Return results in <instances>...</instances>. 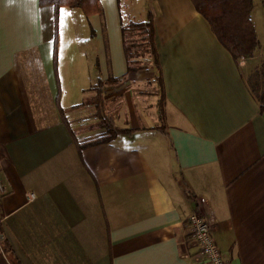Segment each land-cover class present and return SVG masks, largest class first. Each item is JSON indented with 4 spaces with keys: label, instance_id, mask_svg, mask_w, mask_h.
Returning <instances> with one entry per match:
<instances>
[{
    "label": "crops",
    "instance_id": "crops-1",
    "mask_svg": "<svg viewBox=\"0 0 264 264\" xmlns=\"http://www.w3.org/2000/svg\"><path fill=\"white\" fill-rule=\"evenodd\" d=\"M98 3L55 22L53 5L0 0V264H206L186 229L193 198L230 264H264V107L244 72L264 62V0L238 62L191 0ZM148 12L154 115L141 100L153 74L127 73L121 32ZM98 81L108 117L134 131L79 149L108 137L93 113L79 122Z\"/></svg>",
    "mask_w": 264,
    "mask_h": 264
},
{
    "label": "trees",
    "instance_id": "trees-1",
    "mask_svg": "<svg viewBox=\"0 0 264 264\" xmlns=\"http://www.w3.org/2000/svg\"><path fill=\"white\" fill-rule=\"evenodd\" d=\"M191 2L195 10L209 23L212 32L235 62L243 58L253 57L257 47V39L250 17L252 0H191ZM39 3L41 5H53L55 22L61 7L78 8L86 17L100 12L98 0H39ZM121 32L127 73L154 70L156 72L155 80L158 81L162 93V81L154 44L153 15L148 12L146 20L122 25ZM148 56L150 60H141ZM259 79H264V62L251 74L247 81L250 90L257 97L262 108L264 107V90L258 91L260 89ZM103 85L102 81L97 82L93 88L94 97L87 103L92 104L95 111L94 117L98 120L95 127L105 129L108 137L79 146V149L109 141L119 133H132L134 131L119 129L113 125V121L105 112ZM1 245L5 248L4 241Z\"/></svg>",
    "mask_w": 264,
    "mask_h": 264
},
{
    "label": "built area",
    "instance_id": "built-area-1",
    "mask_svg": "<svg viewBox=\"0 0 264 264\" xmlns=\"http://www.w3.org/2000/svg\"><path fill=\"white\" fill-rule=\"evenodd\" d=\"M4 193L5 190L0 181V196L4 195ZM32 198L33 196L29 195V199ZM193 202L195 204V210L186 219V229L198 248L199 257L206 264H230L222 256L213 240L210 222L204 214L205 199L193 198Z\"/></svg>",
    "mask_w": 264,
    "mask_h": 264
},
{
    "label": "rangeland",
    "instance_id": "rangeland-1",
    "mask_svg": "<svg viewBox=\"0 0 264 264\" xmlns=\"http://www.w3.org/2000/svg\"><path fill=\"white\" fill-rule=\"evenodd\" d=\"M124 1L127 2V0H124ZM250 17H251V15H250ZM146 18H147V16L144 19L146 20ZM139 22H141V20H139ZM141 60L142 61H144V60H150V58L148 56L145 59H141ZM96 70L98 71L99 68L97 67ZM141 71H143V70H141ZM144 72H147V71H144ZM244 72H245V79L248 81L250 79L252 73L249 72V71H244ZM148 73H150V74L152 73L153 74V77L151 79L147 80L145 82V84H143V87L142 88L144 90L143 91L144 94L142 95L141 100L143 102V106H145V107H147L149 109H150V107H152V110L150 112L151 114H153V115L156 114V113L160 114L161 113V108H162V102H163L161 89H160V86L158 84V81L155 80V78H156L155 77L156 76V72L154 70H150V71H148ZM258 85L260 86L259 88L264 87V79H259ZM258 91H260V89ZM94 112H95L94 110L93 111H90L89 112L90 114L88 113V115H86L85 117H83V116L81 117L83 119L79 120V122L83 120L82 121V124H81L83 127L88 126L93 121H96V119H94L91 116V115L95 114ZM96 124L97 123H95V126H96ZM113 125L115 126L114 122H113ZM95 126H92V129L93 128H96ZM104 138H107V136L104 137Z\"/></svg>",
    "mask_w": 264,
    "mask_h": 264
}]
</instances>
